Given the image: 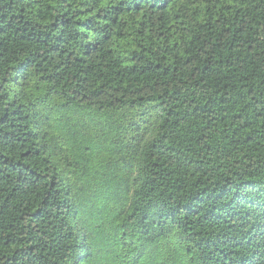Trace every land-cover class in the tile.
Segmentation results:
<instances>
[{"label":"trees","instance_id":"trees-1","mask_svg":"<svg viewBox=\"0 0 264 264\" xmlns=\"http://www.w3.org/2000/svg\"><path fill=\"white\" fill-rule=\"evenodd\" d=\"M0 264H264V0H0Z\"/></svg>","mask_w":264,"mask_h":264}]
</instances>
